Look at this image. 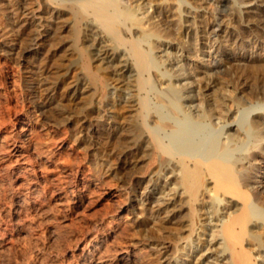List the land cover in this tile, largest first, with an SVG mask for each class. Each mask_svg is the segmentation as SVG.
I'll use <instances>...</instances> for the list:
<instances>
[{"label": "bare ground", "instance_id": "obj_1", "mask_svg": "<svg viewBox=\"0 0 264 264\" xmlns=\"http://www.w3.org/2000/svg\"><path fill=\"white\" fill-rule=\"evenodd\" d=\"M34 1L37 6L30 13L35 36L28 52L50 30L56 31L53 24L62 14H69L71 44L85 77L75 83L74 94L96 101V108L93 100L88 105L96 119L108 114V86L93 71V58L81 42H90L96 61L115 71L118 84L111 88L113 95L126 94L116 100L128 108L124 130L129 150L145 152L143 169L135 176L144 181L153 173L137 206L151 212L153 230L160 233L159 240L149 243L156 256L167 262L173 251L170 264H264V0ZM26 7L19 3L13 14H22ZM160 19L169 24L160 28ZM184 33V44L177 43ZM185 60L200 61L204 68L189 70ZM93 129L119 140L114 126ZM23 141L14 139L7 152L0 150L1 171L15 165L19 173L14 183L25 182L13 192L9 220L14 224L25 213L44 212L48 203ZM100 152L106 154L103 148ZM52 155L37 154L48 165ZM60 168L63 176L54 183L59 198L71 190L72 199L80 203L98 186V179L84 171ZM127 212L120 205L107 214L111 231L124 225ZM101 236L94 235L96 245ZM94 252L88 244L69 253L77 259L95 257ZM117 254L115 261L122 264L141 261L138 251Z\"/></svg>", "mask_w": 264, "mask_h": 264}, {"label": "rangeland", "instance_id": "obj_2", "mask_svg": "<svg viewBox=\"0 0 264 264\" xmlns=\"http://www.w3.org/2000/svg\"><path fill=\"white\" fill-rule=\"evenodd\" d=\"M24 2L27 10L22 14H13L12 9ZM35 5L37 3L34 0H0V139L3 140L0 150L7 152L14 139L24 140L28 147L26 154L31 153L29 164L36 169L47 191L48 203L45 213H25L19 221L21 224L12 223L9 219L13 208V192L25 182L14 183L19 173H15V165L9 171L3 168V172L0 166V222L4 221L8 225L3 224L5 241L0 247V264H122L115 261L121 250L138 251L141 261L137 264H170L174 252L168 253L166 259L170 261L167 262L165 258L156 256L149 243L152 239L159 240L160 233L153 230L151 212L138 208L137 200L153 173H149L144 181L137 180L135 176L143 169L142 157H145V152L129 150V139L124 130L128 108L117 105L120 97L117 95L126 94L119 92L113 95L111 88L118 84L115 71L96 61L90 42H81L87 56L93 58V71L107 83L106 95L111 99L105 103L108 114L102 118L97 116L96 119V112L88 109L92 97L83 93L79 96L74 94L75 83L77 80L84 82L85 77L71 44L73 35L69 14H62L53 24L56 31L50 30L49 35L39 41L37 48L28 52L35 36L33 14L30 13L36 8ZM160 22V28L169 24L162 22V19ZM201 25L200 29L204 31L205 25ZM178 39L176 42L181 44L187 39L186 34L180 35ZM201 40L204 43L205 40ZM199 47L205 45L200 44ZM236 53H230L229 60L239 55L240 51ZM184 62L189 70L204 68L197 60ZM94 101L91 106L95 107L98 104ZM111 102H114L115 107ZM110 126L116 127L114 134L119 140L113 139L114 136L106 139L93 129L101 130ZM102 148L106 152L104 156L100 152ZM39 153L53 154V163L45 164L38 158ZM63 165L98 179V186L91 188L88 198L83 202L75 203L71 190L67 192L69 196L66 193L63 199L57 197V184L54 183L62 175L60 167ZM120 205L128 208L127 220L124 225L111 231L107 226L110 220L107 214ZM97 232L102 235L99 245L93 242ZM88 244L95 249V257H71V249H81Z\"/></svg>", "mask_w": 264, "mask_h": 264}]
</instances>
